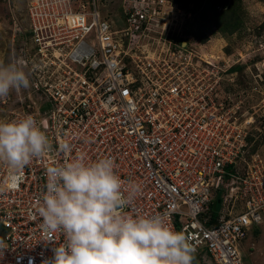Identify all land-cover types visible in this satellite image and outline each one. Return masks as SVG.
<instances>
[{"label":"built area","instance_id":"2783aa9c","mask_svg":"<svg viewBox=\"0 0 264 264\" xmlns=\"http://www.w3.org/2000/svg\"><path fill=\"white\" fill-rule=\"evenodd\" d=\"M170 5L122 0L120 30L97 0L30 9L19 53L30 87L2 101L17 109L0 121L33 116L52 148L25 168L19 191L0 192V264H51L64 242L36 211L45 168L65 162L64 142L88 162L113 157L125 186H142L126 211L164 215L195 246L193 264H245L243 244L264 223V157L249 151L252 121L221 95L230 68L176 33L182 11L170 14ZM7 174L0 163V183Z\"/></svg>","mask_w":264,"mask_h":264},{"label":"clouds","instance_id":"9594fccd","mask_svg":"<svg viewBox=\"0 0 264 264\" xmlns=\"http://www.w3.org/2000/svg\"><path fill=\"white\" fill-rule=\"evenodd\" d=\"M24 65L22 58L0 62V99L30 87ZM51 148L33 116L0 121V163L8 168L0 192L19 191L25 168L34 159L46 158ZM59 150L65 162L45 168V190L36 200L46 229L64 237L51 264H193L195 246L182 231L170 227L164 215L126 211L142 186L131 180L125 186L113 157L88 162L85 153L73 157L68 142Z\"/></svg>","mask_w":264,"mask_h":264},{"label":"rangeland","instance_id":"374dc122","mask_svg":"<svg viewBox=\"0 0 264 264\" xmlns=\"http://www.w3.org/2000/svg\"><path fill=\"white\" fill-rule=\"evenodd\" d=\"M64 1L0 0V62L6 64L19 58L24 43L22 39L31 36L30 9H36L39 14L44 10L49 12L46 11L47 5ZM121 1L97 0L98 10L118 30L124 27V20L119 15ZM177 1L169 0L173 7L167 10L170 14L173 10V15H178L179 9L182 11L176 33L186 35L192 41L204 42L205 57L216 59L219 64L230 68L224 75L221 95L228 103L238 106L242 121H252L249 151L264 157V0ZM75 2L90 3L91 0ZM217 5L219 10L215 9ZM12 35L16 36L14 41ZM93 40V35L87 39L88 42ZM28 43L30 47V37ZM15 97L13 92L0 99L1 115L17 109L14 103L2 105V101ZM216 204L215 209L219 212L221 204L218 201ZM5 232L0 226V238ZM243 254L245 264H264V223L249 233L243 244Z\"/></svg>","mask_w":264,"mask_h":264},{"label":"trees","instance_id":"16d2710c","mask_svg":"<svg viewBox=\"0 0 264 264\" xmlns=\"http://www.w3.org/2000/svg\"><path fill=\"white\" fill-rule=\"evenodd\" d=\"M174 3H176V2H178L177 0H172ZM215 9H217V10H219L218 9V5L217 6H215ZM197 41H200V40H197ZM202 44H204V42H202V41H200ZM215 211H216V209H215ZM256 232V231H255ZM196 259L194 258V261H195Z\"/></svg>","mask_w":264,"mask_h":264},{"label":"crops","instance_id":"0c3cea01","mask_svg":"<svg viewBox=\"0 0 264 264\" xmlns=\"http://www.w3.org/2000/svg\"><path fill=\"white\" fill-rule=\"evenodd\" d=\"M17 31V30H16ZM15 38H16V36L15 35H12V41H14L15 40ZM5 50V49H4ZM2 58H4V56H2ZM4 60V59H3Z\"/></svg>","mask_w":264,"mask_h":264}]
</instances>
